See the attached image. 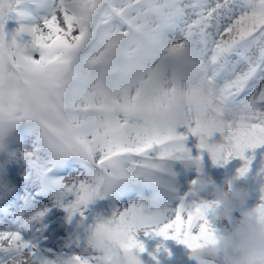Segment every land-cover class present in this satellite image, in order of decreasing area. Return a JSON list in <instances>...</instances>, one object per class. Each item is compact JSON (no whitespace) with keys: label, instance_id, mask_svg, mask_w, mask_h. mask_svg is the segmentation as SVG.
<instances>
[{"label":"snow or ice","instance_id":"1","mask_svg":"<svg viewBox=\"0 0 264 264\" xmlns=\"http://www.w3.org/2000/svg\"><path fill=\"white\" fill-rule=\"evenodd\" d=\"M178 126L240 159L264 211V0H0V155L26 165L22 203L0 181V264L41 254L25 234L49 203L76 218V264H144L141 235L213 264L211 204L174 186L170 161L201 159Z\"/></svg>","mask_w":264,"mask_h":264},{"label":"rangeland","instance_id":"2","mask_svg":"<svg viewBox=\"0 0 264 264\" xmlns=\"http://www.w3.org/2000/svg\"><path fill=\"white\" fill-rule=\"evenodd\" d=\"M185 2H189V0H185ZM216 0H209V3L214 4ZM223 2V0H221ZM177 40L180 39L179 35L176 37ZM260 87V86H259ZM258 87V88H259ZM177 133L184 134L187 136H192L187 132L186 128L183 126H178L176 129ZM219 132H214L212 136L209 138V143H223V138L220 141L216 140V137L219 139ZM185 146L189 149L191 156L194 157L196 150V140H185ZM255 153L259 155V153L264 152V147L254 150ZM207 167L204 170L203 178L209 183L201 188L200 186L193 187L191 190H195V196L197 198L196 202L199 203L209 202L211 201V185L212 179L210 176V167L211 165H216L212 161V159L207 157ZM230 163L234 165H240L241 160L238 158L230 160ZM221 164H219L220 166ZM170 167L174 175L184 177L188 183H191L190 180L192 178V171L195 168V164L192 161H170ZM26 169V165L23 164L22 161H10L5 162L3 155H0V181L7 182L8 185L14 190V195L8 197V199L15 200L17 204L22 203V201L18 200L17 197L23 196L25 191V180H24V172ZM257 189L260 191L259 186L255 183ZM175 186V183H174ZM248 187V186H247ZM246 187V189H247ZM23 188V189H22ZM175 188H178L175 186ZM180 189V188H178ZM44 203H48L46 199H41ZM100 201L98 202V204ZM102 204H107V201H102ZM96 207L95 203L90 205V210L96 211L94 209ZM51 208H57V213L48 214L43 217L41 224L43 225V230L40 232L26 233L27 238H32L35 235V243L37 244L40 252L49 258H52L59 254H72L76 249L70 244V240L75 232L78 231L76 226V218L73 219L72 222H69L66 219V212L64 209L59 207H54L50 203L48 205V210ZM55 215L56 217H52ZM62 217L65 218V221L62 220ZM208 219L211 227L215 230L216 233L223 230V228L227 227V223H220L212 221L210 212L208 214ZM39 227V226H38ZM50 234L54 235L52 238V245H46L48 243L47 239ZM145 244L146 252L140 254V259L144 262V264H197L196 259L191 255L190 250H188L184 245L177 243L173 240H162L161 238L154 237H144L141 235L139 237ZM46 245L43 248H40L41 245ZM160 248L159 251H156L157 248ZM163 249H167L164 251ZM149 253H155V260ZM212 258L213 264H218L219 259L214 258V255L219 256L218 249H215L213 252L209 253Z\"/></svg>","mask_w":264,"mask_h":264},{"label":"clouds","instance_id":"3","mask_svg":"<svg viewBox=\"0 0 264 264\" xmlns=\"http://www.w3.org/2000/svg\"><path fill=\"white\" fill-rule=\"evenodd\" d=\"M208 183L202 176L198 180L201 188ZM210 195L212 221L228 225L216 234L218 264H264V211L245 208L248 190L244 187L219 188L212 184ZM236 212H239V217L234 221ZM19 228L30 231L31 225L25 222ZM8 264H76V261L68 254L52 258L42 253L30 256L21 249L9 259ZM115 264H126V260L121 257Z\"/></svg>","mask_w":264,"mask_h":264}]
</instances>
